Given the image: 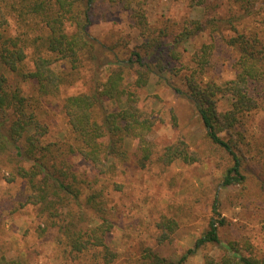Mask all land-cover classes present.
I'll list each match as a JSON object with an SVG mask.
<instances>
[{
    "label": "trees",
    "instance_id": "obj_1",
    "mask_svg": "<svg viewBox=\"0 0 264 264\" xmlns=\"http://www.w3.org/2000/svg\"><path fill=\"white\" fill-rule=\"evenodd\" d=\"M152 1L0 0V64L17 76L14 86L0 73V170L9 166V182L17 177L25 180L26 202L37 205L45 219L41 232L53 227L62 250L73 256L92 253L90 264H112L119 256L108 243L116 224L103 179L116 172L119 162L132 154L140 168L154 161L169 165L178 159L188 164L201 160L200 152L190 149L184 136L155 155L148 138L155 118L140 104L137 92L152 76L169 82L168 75L181 73L183 87L172 84L174 90L189 101L211 149L228 157L222 185L249 190L254 174L255 196L264 202V180L249 165L243 130L245 117L264 108V0H229L225 12L166 19L157 25L148 14ZM188 1L193 8L210 6L209 0ZM110 8L129 12L139 42L122 41L109 48L98 44L91 27L105 19ZM10 15L19 24L15 33L10 30ZM203 35L206 40L194 47ZM216 36L236 54L235 75L222 83L209 73ZM103 48L111 56L105 63L106 78ZM25 81L34 82L35 97L23 91ZM77 81L87 89L62 96L63 87ZM52 97L61 101L73 140H46L50 128L41 119L36 100ZM224 97L230 105L222 109ZM128 140L136 143L133 152ZM76 156L88 162L93 172L81 168ZM225 223V218L211 219L194 247L177 258L146 246L139 264H183L188 255L207 245L217 246L221 253L206 254L204 264H264V255L250 241L221 238L218 228ZM177 226L175 219L163 217L158 222V244L170 240ZM0 264L24 262L0 254Z\"/></svg>",
    "mask_w": 264,
    "mask_h": 264
},
{
    "label": "rangeland",
    "instance_id": "obj_2",
    "mask_svg": "<svg viewBox=\"0 0 264 264\" xmlns=\"http://www.w3.org/2000/svg\"><path fill=\"white\" fill-rule=\"evenodd\" d=\"M209 1L210 6L193 8L188 0H154L147 8L155 25L166 19L181 21L187 16L206 17L228 9L229 0ZM105 13L106 18L91 27V34L98 44L109 48L117 42L130 41V45L139 42L138 30L131 25L128 11L110 8ZM9 20L10 30L15 33L19 24L12 15ZM206 38L204 35L198 37L194 47ZM215 41L214 66L209 73L222 83L235 75L233 63L236 54L218 36ZM104 50H100V55L104 65L102 76L106 78L108 65L105 63L111 61V56ZM120 55L125 54L120 52ZM1 72L7 75L10 84L16 85L15 73L0 64ZM82 81L63 87L62 96L85 91L87 87ZM168 81L152 76L146 87L137 90L140 104L155 118V126L148 136L154 145L155 155L184 136L190 149L200 152L201 160L188 164L178 159L169 165L154 161L146 168H140L132 154L129 160L119 162L116 172L103 178H106L108 206L116 224L108 236V243L119 253L112 264H139L138 259L146 246L177 258L194 247L211 219L216 218H225V225L218 228L223 240H248L259 255H264V202L255 196L258 194L252 180L254 174L249 180V190L222 185L221 177L228 161L226 153L211 149L204 137L205 128L194 116L189 101L174 90L172 84L183 87L181 73L168 75ZM21 86L28 96H36L34 82L25 81ZM36 101L41 119L50 128L46 140L72 139L61 101L53 97ZM229 105V99H221L222 109ZM171 109L177 113L178 125H175ZM243 123L249 165L264 180V108L247 115ZM127 145L132 152L135 150V141L128 140ZM75 160L81 168L93 172L83 158L76 156ZM8 169L9 166L0 170V254L19 258L24 264H90L92 253L83 256L65 253L53 227L41 232L45 219L39 215L37 205L26 202L25 180L17 177L9 182ZM216 204L219 214L214 212ZM165 216L175 219L178 226L170 240L158 244L157 237L161 232L158 222ZM220 253L217 246L207 245L188 255L183 264H204L206 254L217 256Z\"/></svg>",
    "mask_w": 264,
    "mask_h": 264
}]
</instances>
